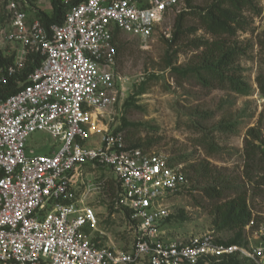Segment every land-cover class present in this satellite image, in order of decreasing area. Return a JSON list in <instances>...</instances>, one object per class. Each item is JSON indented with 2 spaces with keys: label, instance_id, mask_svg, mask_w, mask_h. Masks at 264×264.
Wrapping results in <instances>:
<instances>
[{
  "label": "built area",
  "instance_id": "built-area-1",
  "mask_svg": "<svg viewBox=\"0 0 264 264\" xmlns=\"http://www.w3.org/2000/svg\"><path fill=\"white\" fill-rule=\"evenodd\" d=\"M60 1L68 7L62 24L47 29L10 0L1 25L2 54L11 60L0 63V264H207L231 256L264 264V212L251 208L240 244L212 233L166 238L168 200L188 190L186 170L128 145L104 122L130 83L118 71L115 32L148 39L183 0ZM35 54L40 63L6 92ZM36 132L49 134L55 150L29 147ZM85 165L113 172L115 204L129 212L135 231L129 249L91 237L98 213L77 198Z\"/></svg>",
  "mask_w": 264,
  "mask_h": 264
},
{
  "label": "rangeland",
  "instance_id": "rangeland-1",
  "mask_svg": "<svg viewBox=\"0 0 264 264\" xmlns=\"http://www.w3.org/2000/svg\"><path fill=\"white\" fill-rule=\"evenodd\" d=\"M9 1L0 0V35ZM214 1L193 0L190 8L183 0L179 11L148 39L123 32L117 37L118 71L130 83L104 122L111 130L129 133L140 149L162 154L186 170L188 190L168 200L171 215L161 226L163 235L171 239L212 233L222 242L232 241L239 230L223 226L219 209L240 192H246L249 208L264 212V94L257 82L264 75V0H252L253 8L245 9L248 25L230 38L237 58L221 70L243 82L247 94L228 83H205L200 78L207 74L206 48L197 44L217 37L192 12ZM34 5L52 11L50 0H35ZM182 13H186L182 32L173 39ZM248 141L251 144L246 146ZM53 143L43 132L28 140V146L42 154L55 150ZM78 178L77 198L94 207L99 217L91 237H98L106 247L129 249L135 236L133 224L103 190L105 181L114 179L113 172L85 165ZM223 182L233 187L224 198L209 199L203 192L202 187Z\"/></svg>",
  "mask_w": 264,
  "mask_h": 264
},
{
  "label": "trees",
  "instance_id": "trees-1",
  "mask_svg": "<svg viewBox=\"0 0 264 264\" xmlns=\"http://www.w3.org/2000/svg\"><path fill=\"white\" fill-rule=\"evenodd\" d=\"M27 1V5H26ZM52 5V11L46 13L45 11L35 7V0H21L20 2L23 6L33 12L37 18L40 19L42 25L49 29L52 24H62L64 21V16L68 9L67 6L63 5L60 0H50ZM188 7H193V0H185ZM253 8L252 0H215L213 4H210L200 10L193 11L192 13L199 18L200 22L206 29L208 33L212 36L217 37L212 41H199L197 44L198 47L204 46L206 49L204 51L203 62L204 69H206V76H202L203 82L207 83L213 80L220 81L221 83H228L235 86L238 92L247 94L248 90L246 86L240 80L235 79L234 77L225 76L222 73V68L224 66L230 65L237 58V53L235 47L230 43V38L236 36L239 30L245 29L248 25L247 20L244 16V11L246 8ZM261 9H257L259 14ZM184 14L179 15V19L176 22V28L174 31L173 39L179 38L180 33L182 32V24ZM3 20V19H2ZM120 34V31L115 32V40L117 42V37ZM117 45V43H116ZM118 49V46H117ZM2 48L0 45V63H7L11 59L3 57ZM119 52V50H118ZM41 61V57L37 54L29 57L26 65L23 69L9 81V84L6 87V92L12 93L16 91L17 81H25L29 73L37 66ZM257 82L260 88V91L264 94V75H259ZM124 123V127H125ZM122 127L121 129H123ZM126 141L128 145L132 147H140L138 142L134 141L133 137L127 133ZM251 144L249 141L246 146ZM264 146V141H263ZM103 190L107 192L112 198V204L115 203V197L117 194L118 185L115 179L105 181L103 184ZM233 187L227 185L226 182L221 183V185H207L202 187L203 192L209 199H222L225 196L227 189H232ZM236 189V188H235ZM221 211V217L223 220V226L229 228L238 229L237 236L229 242H222L226 244L242 243L244 240L243 230L251 217V211L247 201L246 192H240L233 198L227 200L219 209ZM127 216L130 217L129 212H126ZM170 216L166 219L168 220ZM98 237L94 240L98 241ZM100 245H102L100 243ZM197 264H204V262H199ZM211 264H254L247 259L238 258L236 256H231L229 258H222L221 260H212Z\"/></svg>",
  "mask_w": 264,
  "mask_h": 264
}]
</instances>
